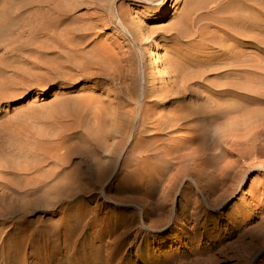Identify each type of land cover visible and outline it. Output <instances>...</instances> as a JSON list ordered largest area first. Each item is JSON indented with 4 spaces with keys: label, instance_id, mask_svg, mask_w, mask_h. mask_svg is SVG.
Returning a JSON list of instances; mask_svg holds the SVG:
<instances>
[{
    "label": "rangeland",
    "instance_id": "374dc122",
    "mask_svg": "<svg viewBox=\"0 0 264 264\" xmlns=\"http://www.w3.org/2000/svg\"><path fill=\"white\" fill-rule=\"evenodd\" d=\"M2 1L5 10L12 15L0 20V186L3 187H0V250L7 242L20 244L21 238L32 245L28 252L42 245L44 252L56 248L58 251L54 250L51 264H71V261L95 264L99 255L93 247L107 240L98 229L114 225L121 211L141 214L142 206L141 197L132 191L127 171L126 177L118 178L119 164L109 158L116 152L110 143L100 149L102 157L99 158L90 155L93 148L72 138L94 130L98 117L93 109H115L118 100L112 99L121 94L117 81L83 79L75 70L67 68L68 60L71 64L79 61L74 55L76 51L91 52L106 38L108 43H114L115 38L119 40L116 35L108 37L114 29L98 27L101 33L95 36L86 34L84 28L89 21H96H87V15L96 11L93 3L100 6L107 3L99 0ZM126 1L110 0L109 13H115L116 7L124 2L128 25L143 28L147 38L161 45L163 74L159 78L170 81L174 65H188L182 74L186 76L184 80L194 82L195 95H187L183 103L178 104L184 108L182 114L188 115L186 108L198 104H202L205 111L215 112L217 106L229 108L242 103L240 98L225 103V99L214 97L199 103L197 96L205 92L195 86L199 82L264 95V44H253L249 39L252 33L241 35L245 36L244 40L229 32L232 20L244 21L250 17L258 19L264 28L263 7L244 11L242 6L253 4L252 0H150L149 5ZM166 5L173 8L166 13L157 12ZM128 8L136 13L132 16ZM140 22L144 23L142 27ZM137 37L138 34H133L131 38L136 40ZM259 39L264 40V33ZM138 47L130 44L132 50ZM151 50L157 52V47ZM151 59L153 56L144 63H137L138 72L145 68L151 71ZM92 82L103 84L94 89ZM88 105L92 111L87 110ZM257 109L264 112V104ZM232 121L222 123L227 125ZM220 122L187 121L184 128L193 133L192 136L204 129L203 142L214 130L224 126ZM195 140L200 141L198 137ZM196 146L195 142L192 147ZM23 149L33 152L25 155ZM258 164L264 167V157L243 163L245 174L240 177L241 188L226 198L212 218L201 219L200 213L193 219L187 217V222L176 223L181 225L177 230L179 235L193 234L187 248L182 242L168 246L169 240L166 242L157 233L146 231L145 239L137 238V245L130 249L131 254L122 264H195L206 262L209 257L212 258L209 264H264V255L257 262L250 259L248 263L241 262L238 256L242 247L262 243L264 235V176L260 175L263 173ZM88 168L99 172L100 176V181L91 178L94 193L74 194L77 189L84 191L89 186ZM190 191L196 195L194 185ZM220 194L209 197L207 203L218 200ZM196 196L200 202L199 195ZM114 201L131 205L125 209L117 207ZM80 204L85 216L78 221L75 213ZM175 210L177 215L181 210L179 204ZM20 221L26 222L22 232L8 229L18 226ZM72 225H75L73 238L64 243L63 233ZM133 225L136 228L132 239L143 229L138 228L141 225L138 218ZM219 226L220 230H213ZM140 242L139 252L136 247ZM34 260L29 259L26 264Z\"/></svg>",
    "mask_w": 264,
    "mask_h": 264
},
{
    "label": "bare ground",
    "instance_id": "6f19581e",
    "mask_svg": "<svg viewBox=\"0 0 264 264\" xmlns=\"http://www.w3.org/2000/svg\"><path fill=\"white\" fill-rule=\"evenodd\" d=\"M99 1H105L107 5L100 6L93 3L94 9L98 12L89 13L87 21H96H89L85 24L86 34L99 35L101 31L97 30L98 27H101L102 30L114 29L108 37L116 35L119 40L115 38L114 43H108L106 38L103 42L98 43L91 52L76 51L74 55L79 58V61H74L71 64L68 60L67 68L75 70L83 79L97 78L109 83L117 81L121 94L112 99L118 100L115 109H93L94 115L98 117L95 119L94 130L86 131L72 138L93 148L90 155L99 158L102 157L100 149L110 143L116 152L109 158L119 164L118 178L126 177L125 171H127V178L133 184L132 191L138 195L137 197H141V214H127L121 211L117 215L114 225H103L98 229L102 237H107V240L104 244L93 247L96 255H99L94 261L95 264H122L131 254L130 249L137 245V238L145 239L143 233L146 231L157 233L166 242L169 240L168 246L182 242L181 244L187 248V244L192 241L190 236L193 234L188 231L190 234L183 232L182 236L179 235L177 230L181 225H176V223L187 222V217L193 219V216L200 213L199 218L201 219L212 218L214 211L223 205L226 198L238 192L242 185H240V177L245 174L243 163L249 159L264 157V112L257 109L258 106L264 104V95L253 91L236 92L229 86L217 88L208 83L199 82L195 86L205 90L204 94L197 96L199 103L204 100L208 101L210 97L225 99L223 101L225 103L232 98H240L242 103L229 108L217 106L215 112L205 111L203 105L198 104L186 108L188 115L182 114L184 108L178 104H182L187 95L194 94L192 85L194 82L184 80L186 76L182 74L188 65H174V75L170 76V81L159 78L160 74H163L161 70L163 62L159 54L161 45L157 41L147 38L143 28L134 29L128 25L127 8L124 2L120 3L116 7L115 13L111 15L108 10L110 0ZM252 1L253 4L243 5L242 9L252 12L261 9L260 7L264 8V0ZM2 2L0 0V20L10 14L5 10ZM126 2L149 5L150 0H127ZM172 8L166 5L158 8L157 12L166 13ZM128 9L132 16L136 13L133 8ZM146 11L148 13L149 10ZM140 23L141 26H139L142 27L144 23ZM54 24L57 27L58 22ZM230 26L231 36L252 33L253 35L249 39L253 44L258 46L264 44V40L259 39L260 35L264 33V28L261 27L258 19L250 17L244 21L232 20ZM133 34H138L136 40L131 38ZM241 37H244L245 40V36ZM130 44L136 48L141 45V48L132 50ZM155 47H157V52L151 50ZM64 48L69 50L67 45ZM114 50L119 52L116 54ZM152 56L151 71L145 68L138 72L137 63H144ZM123 62H125L124 65ZM68 78L72 77L68 76ZM102 84V82H92L94 89H98ZM100 89L104 88L100 87ZM89 106L86 107L87 110L92 111ZM87 110L85 109L86 112ZM206 119H209L212 124L220 121L223 124L222 122L232 119L233 121L214 130L207 141L203 142L201 139L203 140L204 129H199L196 133L197 136L186 132L184 127H186L187 121ZM107 122L113 125L110 127ZM197 137L200 139L198 142L195 140ZM195 142L197 146L193 148L192 145ZM23 152V154L29 155L33 151L24 150ZM258 167L263 173L260 175L264 176V167L261 164H258ZM88 172L89 174L86 175L89 176V186L84 191L77 189L78 191L74 194L85 192L92 195L94 193L95 188L91 178L100 181L99 172L92 171L90 168H88ZM191 185L195 186V194L199 195L200 202L197 200L198 197L190 191ZM56 186L64 188L60 184H56ZM219 192L221 194L218 200L208 204L209 197ZM1 204L2 197L0 196V208ZM114 204L125 209L131 205L125 201H114ZM176 204H179L181 209L177 215ZM204 205L207 207L204 208ZM78 209L75 217L80 221L83 220L85 213L81 204ZM164 215H168V217L161 218ZM137 218L141 222L138 228L143 229L136 232L132 239L131 234L136 228L133 224ZM194 222L198 224L197 221ZM25 223L20 221L18 226H10L8 229L14 228L17 232H22ZM74 226L72 225L63 233L64 243L72 240ZM8 229L5 231V235ZM173 229L174 231H172ZM213 230H220V226ZM261 238L262 243L260 244L247 245L246 248L241 246V251L238 253L239 259H242L241 262L248 263L250 259L257 262L259 257L264 255V235ZM252 242L250 241V243ZM31 246L29 240L21 238L18 245L7 242L0 250V264H26L29 259H35L29 264H51L54 250L58 251L55 248L50 252H44L45 248L42 245L34 251L28 252ZM140 247L141 242L136 247L139 252ZM211 261L212 258L209 257L206 262H196L195 264H209ZM71 264H75V262L71 261Z\"/></svg>",
    "mask_w": 264,
    "mask_h": 264
},
{
    "label": "snow or ice",
    "instance_id": "6c2138e0",
    "mask_svg": "<svg viewBox=\"0 0 264 264\" xmlns=\"http://www.w3.org/2000/svg\"><path fill=\"white\" fill-rule=\"evenodd\" d=\"M161 2H162V0H161Z\"/></svg>",
    "mask_w": 264,
    "mask_h": 264
}]
</instances>
